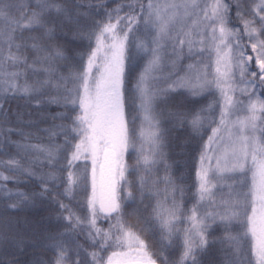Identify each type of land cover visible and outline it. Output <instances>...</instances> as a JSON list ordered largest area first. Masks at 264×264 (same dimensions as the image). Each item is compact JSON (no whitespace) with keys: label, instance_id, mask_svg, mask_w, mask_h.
<instances>
[{"label":"snow or ice","instance_id":"1","mask_svg":"<svg viewBox=\"0 0 264 264\" xmlns=\"http://www.w3.org/2000/svg\"><path fill=\"white\" fill-rule=\"evenodd\" d=\"M233 3L236 17L244 25L243 34L240 29L227 27L231 5L224 0H147L146 4L135 0V4L128 3L126 10L123 0L111 9L106 0H0V137L5 143L12 142L13 134L21 137V141L12 142L18 149L16 156L0 160V167L8 172L5 175L0 171V195L6 200L0 208V264H157L145 241L123 220L122 206L127 200H134L132 192L121 195L122 188L129 186L124 157L129 149L136 150L137 142L135 129L130 131L124 114L125 71L127 68L132 76L142 54L146 63L136 77L131 102L136 105L138 101L149 126L147 133H140L151 145L150 155H144L141 145L143 162L154 165L156 158L163 156L166 130L161 125L156 100L166 102L169 92L178 88H187L191 96H199L215 87L222 101L197 111L178 108L167 115L174 127L190 128L193 138L203 139L205 128H211L199 154V201L211 199L212 188L216 187L213 180H235L247 189L235 191L234 198L224 202L223 211L205 209L197 219L198 209L193 207L189 217L192 229L185 230L180 264L189 259L192 264H200L197 257L207 254L216 244L210 230L217 221L223 224L226 234L221 241L222 264H253L248 258L249 249L255 264H264V145L254 135H244L245 128H256L257 111H264V100L256 94L264 91V0H247L251 9L246 0ZM217 28L219 43L229 52L232 46L227 43L228 37L236 43L235 55L226 61V71L218 66L213 79L197 73L154 89L166 56L178 58L185 47L187 55L195 56L198 46L204 50L206 32L216 40ZM243 36L248 37L254 57L245 51ZM216 47L219 65L228 53L221 57L219 45ZM69 49L73 55L68 54ZM253 59L258 72L250 71ZM233 69L244 83L240 91L249 97L247 102H234L226 91L233 87L228 82ZM17 98H24L28 104L34 102L35 115L31 111L12 113L5 107L10 99ZM215 104L220 107L218 123ZM53 105L61 111L49 115L48 108ZM241 105L249 115L238 121V140L220 153L213 145L221 146V128L227 125L231 110ZM43 118L54 122L43 130L49 140L62 135L63 145L23 142L31 136L23 128H31ZM29 152L38 154L37 158L42 155L46 165L37 167L20 155ZM79 161H90V171L88 164L78 168ZM61 164L63 167H58ZM63 172L67 173L66 178L58 175ZM22 178L37 179L39 190L27 193L8 187V181L18 184ZM166 182L173 191L182 192L170 178ZM80 190L85 193V216L77 215L64 203V198L74 199ZM25 210H31V214ZM177 210L173 201L172 207L165 209L166 215L157 212L162 247L165 242L172 243ZM45 211L55 212V216H46ZM101 218L115 220V224L102 229L97 225ZM234 221L240 225L235 235L230 231ZM80 235L90 242L93 251L79 243ZM125 248L127 251L112 250L106 260L101 255L106 250ZM47 252L52 253L51 258L46 257ZM29 255L30 259H23ZM156 255H162V251Z\"/></svg>","mask_w":264,"mask_h":264},{"label":"trees","instance_id":"2","mask_svg":"<svg viewBox=\"0 0 264 264\" xmlns=\"http://www.w3.org/2000/svg\"><path fill=\"white\" fill-rule=\"evenodd\" d=\"M122 0H106V6L111 9L115 8L117 4L121 3ZM125 4V10L127 9L128 3L135 4V0H123ZM145 4L147 0H144ZM225 3L231 5V10L228 14L229 23L227 25L230 29H240L241 34H243L244 25L236 17V9L233 0H224ZM246 6L251 9V5L247 4ZM138 7V6H137ZM123 15V12L121 13ZM255 15V13H252ZM257 22L259 17H255ZM139 27V26H138ZM210 31V30H207ZM216 40L213 41L211 37L205 33V39L203 44V51L199 50L197 47L196 55L189 56L187 55V48L183 49L182 57L183 59L177 62V65H171L167 67L166 62L162 64L160 70V79L155 81L154 89L158 87H166L168 83H171L177 78H189L197 73L207 74L209 79H213L216 76V68L219 66L221 71H226V61L231 58L228 48L224 44H220V33L217 28L215 33ZM206 37L211 40V42H206ZM211 43V44H210ZM227 43L232 46V55H235L236 43L233 37H228ZM242 43L246 45L245 51L248 55L255 56L249 46V41H247V36H243ZM217 45H219V56H224L227 52L230 57H226L224 60H221L220 64L217 65ZM69 55H73L71 49L68 51ZM31 58V52L28 53ZM146 63V57L142 54L140 59L135 63V72L132 76H129L127 68L125 71V86H124V95H125V104H124V114L125 119L129 124L130 131L134 128L137 136L136 150L130 153H127L125 163L128 166V172L126 173V178L128 180V187L122 188L121 195L126 196L127 191H131L134 197L133 199L127 200L123 208V220L126 221V227L130 228L131 231L139 236L145 241V244L148 246V251L152 254L153 258L157 260V264H161V261L164 264H180L181 256L183 254V242L185 236V230L192 229V221L189 219L191 216V210L193 207L198 209L197 219L203 214L204 210L208 211H223L226 207L224 202L229 201L230 197L234 198V192L239 191L243 186L231 179L213 180L212 182L216 184V187L212 188L211 199L199 201L198 187L199 181L197 178V170L199 169V154L203 147V143L207 140V137L211 135V128H205L202 133L203 139L201 136H196L195 138L191 135V130L187 126L183 128L174 127L173 122L168 118V112L177 110H191L197 111L202 106L208 105L209 103L215 101H222V96L220 91L213 87L211 91H205L204 94L199 96H191L187 88H178L175 91L169 92L166 102L161 99H157L155 102V107L157 112L161 113V125L166 130V138L163 145V156L156 158V163L154 165H146L143 160L140 163H137V159H141L140 151L141 145H143L144 155L151 154V145L147 141L141 138V130L149 131L148 124L143 120V116L140 113L138 107V101L136 105H133L131 102V97L134 92V84L136 77L139 76L140 71L143 69L144 64ZM251 68L250 71H257L258 68L255 65V60L250 62ZM189 65L194 67L189 68ZM65 74H67V69H63ZM163 70L167 71L168 76L162 77L161 72ZM42 75V73L40 74ZM29 78H33L31 72H29ZM233 85L232 88H227L226 91L228 95L233 97L235 101H248V96L242 94L240 89L244 87V83L241 80V77L236 69H233V74L228 81ZM223 83V82H222ZM264 94V91H260ZM190 95V96H189ZM6 108L10 109V112L14 113L17 110L22 112L31 111L35 115L37 108L35 104H28L24 98L10 99ZM215 116L217 123L219 122V104H215ZM61 111V109L56 106H49L48 114ZM249 113L243 105L239 109L231 110V115L228 117L227 125L221 128L219 136H222L224 141L227 140L228 126L231 121L229 119L235 120L239 117L248 116ZM135 116V121L132 120V117ZM13 123L15 121L13 120ZM54 122L50 118H43L37 120L35 125L31 128L25 127L23 131L25 133H31L30 138L24 143L32 145H49L52 144H64L63 136H58L49 140V136L43 130L49 128ZM55 123H59L56 121ZM215 126V125H213ZM12 142L21 141V137L17 134H13L11 137ZM5 143L3 137H0V160L6 161L9 157H14L17 154V147L12 143ZM223 143L221 144V146ZM221 146L213 145L217 147L218 151L221 152ZM210 154H211V150ZM134 154V157L132 156ZM20 155L25 156L27 160L32 161L37 167L41 165H46V161L43 160L42 155L29 152L21 153ZM63 160V156H61ZM84 164H88L89 161H79L77 162V167L82 168ZM216 164L215 158L211 161V165L214 167ZM58 167H63V164L58 165ZM47 170V167L44 168ZM0 171H3L5 175L8 172L5 168L0 167ZM63 175L66 178L67 173H58V175ZM227 175H236L239 176L240 173H226ZM250 177L251 173H247ZM213 173L210 171L209 178L212 179ZM166 178H170L171 181L179 188L181 191H173L171 185L166 182ZM2 183V182H0ZM141 183L144 187L141 188ZM250 183V180H249ZM39 181L37 179H28L22 178L18 184L14 181H8L7 185L13 190H19L22 192L31 193L38 191ZM246 191V188H243ZM60 191H63V188H60ZM90 183L88 187V195H90ZM175 201L178 206L177 216L178 218L173 221L176 231L172 236L171 245H167L165 242L164 246H161V237H160V227L159 219L157 218V212H160L162 215H166L165 209H170ZM6 200L0 195V208L5 206ZM64 203L68 204L74 213L80 216H85L87 214L85 205V193L83 190H80L75 194L74 199L64 198ZM27 214H31V210H25ZM55 216V212L49 213L48 211L44 212V215ZM115 215V214H114ZM55 223V221H53ZM112 224H115V220L108 219H98L97 225L105 230H108ZM63 230V229H61ZM113 232L116 231L115 228L112 229ZM212 237L216 240L215 246H213L207 254H202L197 257L200 261V264H222L223 262V252L221 251L222 244L221 241L225 237L224 226L221 222L217 221L216 224L212 226L210 230ZM230 231L233 235L237 234L240 231V225L237 222H233ZM79 243L83 245L84 248L88 249L89 252L94 249L90 246V242L85 239L83 235L77 237ZM112 250H123V249H111L101 252V255L104 256L105 260L107 255L111 254ZM162 251V255L157 256V251ZM47 258H51L52 253H45ZM29 256L23 257L24 260L30 259ZM248 258L253 261L255 264L254 257H252L250 249L248 250ZM90 259V258H89ZM186 264H192V261L189 259Z\"/></svg>","mask_w":264,"mask_h":264},{"label":"rangeland","instance_id":"3","mask_svg":"<svg viewBox=\"0 0 264 264\" xmlns=\"http://www.w3.org/2000/svg\"><path fill=\"white\" fill-rule=\"evenodd\" d=\"M161 2L163 3L164 0H161ZM209 2H211V0H209ZM258 2H259V0H257V3ZM178 28H179V23L177 22V29ZM247 41H249L248 40V37H247ZM206 42H211V40H209L206 37ZM249 46H250V49H251L250 42H249ZM232 52L233 51L230 52V56L231 57H233ZM171 55H172L171 48H168V56H171ZM254 55H255V53H254ZM230 56L228 55V57H230ZM139 59H140V57L137 58V61ZM182 59H183L182 55L180 57H178V58L177 57H173L172 59H168L167 56H166L164 63L166 62L167 67H170L171 65H174V64L177 65V62H179ZM173 60L175 61V63H173ZM161 76L162 77H167L168 76L167 71L163 70V72H161ZM251 91L256 92L255 89H252ZM256 94L259 96V99L260 100H264V94H262L260 92H257ZM256 115L259 117V119H257L255 121L256 128L255 129H252L250 127L249 128H245L244 135H249V136L254 135L258 139V141L262 145H264V131H261V129L264 128V111H257ZM246 117L247 116H245V117H239V118H237L235 120L229 119V121H231V122L229 123L228 130H227L228 131V134L226 135L227 136V140L224 141L225 138L223 139V141H222L223 145L221 146V150L222 151L220 153H223L224 148L225 147H228L233 141H237L238 140V135H237L238 134V129H239L238 121L244 120ZM144 132L146 133V131H144ZM130 152H133V150L132 149H129V151L127 153H130ZM127 153L125 154L124 160L126 159ZM132 156L134 157V154ZM142 160H143V158L140 159V161H142ZM222 163H223V161H222ZM249 165H250V161H249ZM249 165H246V167L249 166ZM89 171H90V161H89ZM120 251H127V249L125 248V249L120 250Z\"/></svg>","mask_w":264,"mask_h":264}]
</instances>
